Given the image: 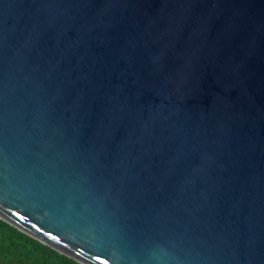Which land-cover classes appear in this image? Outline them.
<instances>
[{
  "label": "water",
  "instance_id": "obj_1",
  "mask_svg": "<svg viewBox=\"0 0 264 264\" xmlns=\"http://www.w3.org/2000/svg\"><path fill=\"white\" fill-rule=\"evenodd\" d=\"M0 218L83 264H264V0H0Z\"/></svg>",
  "mask_w": 264,
  "mask_h": 264
},
{
  "label": "trees",
  "instance_id": "obj_2",
  "mask_svg": "<svg viewBox=\"0 0 264 264\" xmlns=\"http://www.w3.org/2000/svg\"><path fill=\"white\" fill-rule=\"evenodd\" d=\"M0 264H83L0 218Z\"/></svg>",
  "mask_w": 264,
  "mask_h": 264
},
{
  "label": "snow or ice",
  "instance_id": "obj_3",
  "mask_svg": "<svg viewBox=\"0 0 264 264\" xmlns=\"http://www.w3.org/2000/svg\"><path fill=\"white\" fill-rule=\"evenodd\" d=\"M96 259H97V260H100V257H99V256H97V257H96Z\"/></svg>",
  "mask_w": 264,
  "mask_h": 264
}]
</instances>
